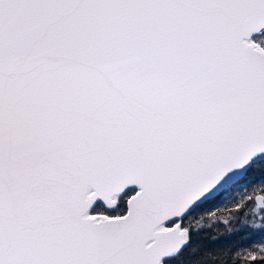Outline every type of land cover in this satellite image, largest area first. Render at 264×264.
<instances>
[{
	"label": "snow or ice",
	"instance_id": "1",
	"mask_svg": "<svg viewBox=\"0 0 264 264\" xmlns=\"http://www.w3.org/2000/svg\"><path fill=\"white\" fill-rule=\"evenodd\" d=\"M0 264H264V0H0Z\"/></svg>",
	"mask_w": 264,
	"mask_h": 264
},
{
	"label": "trees",
	"instance_id": "2",
	"mask_svg": "<svg viewBox=\"0 0 264 264\" xmlns=\"http://www.w3.org/2000/svg\"><path fill=\"white\" fill-rule=\"evenodd\" d=\"M230 208H232L231 204L222 205L217 210V213L218 215L228 216L229 212L227 211V209H230ZM250 218H251L250 216L248 217L242 216V219H250ZM201 227L204 229V231L201 232L202 236H213V235H216L217 233H223L225 227L227 226L224 225L222 221L217 222V221H212V220H204V221H201ZM257 239H259V236H253L249 238V237H246L243 232L238 231L234 235L227 236V237H225L224 235H221L220 239L215 242H210L206 240L205 244L211 248V247H217V246L225 245V244L232 243V242L247 244L251 240H257ZM226 258L227 257H224V259Z\"/></svg>",
	"mask_w": 264,
	"mask_h": 264
}]
</instances>
